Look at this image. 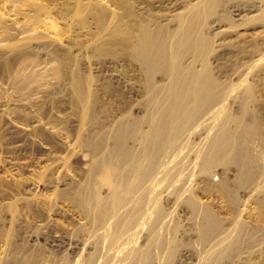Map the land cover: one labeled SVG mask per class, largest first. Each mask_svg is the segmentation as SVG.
<instances>
[{
  "label": "rangeland",
  "instance_id": "rangeland-1",
  "mask_svg": "<svg viewBox=\"0 0 264 264\" xmlns=\"http://www.w3.org/2000/svg\"><path fill=\"white\" fill-rule=\"evenodd\" d=\"M195 1L0 0V264H24L25 255L31 256L34 264H59L64 260H75L82 250L92 251L86 239L88 236L94 238L89 235V230L92 235L95 227L78 195L89 183L82 161L88 162L93 157L85 141L104 137L105 145L109 147L114 143L121 118L140 121L144 117V113L137 114L133 110L134 106L142 105V98L130 96L120 83L121 66L117 57L121 41L136 35L142 26L158 21L161 22L159 25L169 28L172 25L169 20L175 19L172 15L184 11L185 3ZM260 1L264 0H221V5L229 10L235 5ZM221 8L216 7V14ZM232 33L240 35L229 38L247 41L244 55L215 59L221 38L212 35L207 60L220 80L231 81L229 75L245 68L248 69L245 82L257 80L251 108H260H257L259 134L252 142L254 170L259 172L258 189L255 195H241L233 176L235 199L217 187L206 186L196 167L206 149L204 134L192 138L185 149L182 178L185 179L184 188L202 209L194 215L186 203L169 202L164 196L158 199L170 216L168 226L161 228V233L169 234L177 228L179 251L187 248L194 253L182 258L183 264H207L209 261L205 259L212 258L214 247L196 234L202 218L198 215L205 207L212 210L219 231L226 236L235 231L229 234L231 238L228 235L224 240L230 245L222 244L216 249L221 250L223 245L225 248L217 264H264V66L257 76L249 58L244 59L253 51L249 43L259 42L258 48L264 50V15L234 28ZM111 59L114 62L106 64ZM128 80L134 81L131 75ZM75 84L85 91L81 104L76 101ZM89 89L94 106L93 111L84 115L82 107L87 102L86 91ZM239 99L229 100L226 104L233 114L239 111ZM219 177V174L212 175L214 180ZM92 183L98 184V180ZM189 218L193 222H189ZM189 223H194L195 232H192L194 225ZM57 236L66 237V241L81 240V249L73 252L70 247L73 243L55 248L51 240ZM141 236L138 240L142 244L146 233ZM234 236L237 237L235 240ZM237 239L240 242L234 244ZM88 252L84 251V254L87 256ZM157 253L162 262L169 252L165 249ZM180 258L178 252L173 264Z\"/></svg>",
  "mask_w": 264,
  "mask_h": 264
},
{
  "label": "bare ground",
  "instance_id": "bare-ground-1",
  "mask_svg": "<svg viewBox=\"0 0 264 264\" xmlns=\"http://www.w3.org/2000/svg\"><path fill=\"white\" fill-rule=\"evenodd\" d=\"M221 3V0L185 3L184 11L172 15L175 19L169 20L168 23H172L169 28L159 25L161 22L158 21L142 26L133 37L122 39L117 57L121 66L120 83L122 82L130 96L142 98V105L134 106L133 110L137 114L144 113V117L140 121L121 118L115 130L114 143L109 147L105 145L104 137L85 141V146L93 157L88 162L85 159L82 161L89 183L78 195L95 227L92 235L89 230V235L94 238L90 239L87 235L86 239L91 244L89 247L92 251L84 250L88 252L86 256L82 250L83 254L73 257L75 260H64L59 264H173L178 252L181 258L176 264H183L182 258L189 256L192 250L184 248L179 251L177 228H172L171 232L167 229L169 234L161 233V228L168 226L170 216L165 213L158 199L164 196L169 202L186 203L194 215L202 209L184 188L185 179L182 178L185 149L192 138L204 134L206 149L196 167L197 174L206 186L217 187L231 199H235L237 194L231 181L232 176L240 186L241 195L254 194L258 189L256 180L259 172L255 173L254 170L252 142L259 134L260 108H251L255 100L257 80L246 83L244 75L248 73V69L242 67V71L229 75L232 77L231 81L220 80L221 77L214 73L208 62L207 55L210 54L212 35L221 38V42L217 44L215 59L244 55L247 41L229 37L240 35L232 33L234 28L246 25L258 15H264V1L257 4L247 2L244 6L235 5L229 10ZM217 6L222 8L216 14ZM258 43H249L248 46H252L253 51L250 56H244V59L249 58L252 68L257 70V76L264 66V50L258 48ZM112 62L114 60L111 59L106 64ZM249 74L251 75L250 72ZM129 75L134 80L132 83L128 80ZM74 91L77 103L81 104L85 91L77 84ZM86 93L87 102L82 107L84 115L93 111L94 106L91 89ZM239 97V111L233 114L226 104ZM211 129H214L213 133H210ZM213 174H219L220 177L214 180ZM96 179L98 184L94 185L92 181ZM32 184L38 187V184ZM198 216L202 218L196 234H200L203 242L210 243L215 248L211 250L212 258L205 260L209 261L207 264H217V259L224 254L225 248L223 245L221 250L216 249L222 244L230 245V242H224L230 233L226 236L223 231H219L209 207L203 208ZM194 227L195 225L192 229ZM195 231L194 229L192 232ZM237 231L236 233L239 232ZM143 232L146 237L141 239V244L138 238ZM184 234L183 232V236ZM64 238L53 237L51 243L55 248L73 243L70 245L73 252L81 249V240L73 242ZM233 238L235 240L237 237ZM239 239L234 244H238ZM206 245L208 249V244ZM200 246L204 250L203 245ZM165 249L169 252L168 257L160 262L157 252ZM33 261L31 256L25 255L24 264H34Z\"/></svg>",
  "mask_w": 264,
  "mask_h": 264
}]
</instances>
